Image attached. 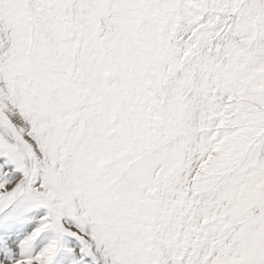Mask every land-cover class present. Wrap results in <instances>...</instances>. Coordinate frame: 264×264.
<instances>
[{
  "label": "snow or ice",
  "instance_id": "6c2138e0",
  "mask_svg": "<svg viewBox=\"0 0 264 264\" xmlns=\"http://www.w3.org/2000/svg\"><path fill=\"white\" fill-rule=\"evenodd\" d=\"M0 264H264V0H0Z\"/></svg>",
  "mask_w": 264,
  "mask_h": 264
}]
</instances>
